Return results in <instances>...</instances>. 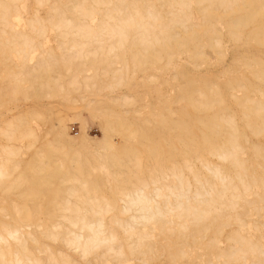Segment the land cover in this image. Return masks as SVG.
I'll return each instance as SVG.
<instances>
[{
	"label": "bare ground",
	"instance_id": "6f19581e",
	"mask_svg": "<svg viewBox=\"0 0 264 264\" xmlns=\"http://www.w3.org/2000/svg\"><path fill=\"white\" fill-rule=\"evenodd\" d=\"M0 264H264V0H0Z\"/></svg>",
	"mask_w": 264,
	"mask_h": 264
},
{
	"label": "rangeland",
	"instance_id": "374dc122",
	"mask_svg": "<svg viewBox=\"0 0 264 264\" xmlns=\"http://www.w3.org/2000/svg\"><path fill=\"white\" fill-rule=\"evenodd\" d=\"M228 60H230V56L228 57ZM44 102H46V101H44ZM29 104H32V103H30L29 101L23 102V103H21L20 106L29 105ZM45 104H47V103H45ZM85 115L88 117L89 116L88 112L85 111ZM88 122H89L88 123L89 135L93 138H97V137L101 136V128H100L98 122L93 121L91 119H89ZM68 131L70 132L71 135H76L77 133H80L81 130H80L79 123H77V122L70 123Z\"/></svg>",
	"mask_w": 264,
	"mask_h": 264
}]
</instances>
